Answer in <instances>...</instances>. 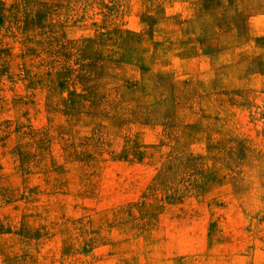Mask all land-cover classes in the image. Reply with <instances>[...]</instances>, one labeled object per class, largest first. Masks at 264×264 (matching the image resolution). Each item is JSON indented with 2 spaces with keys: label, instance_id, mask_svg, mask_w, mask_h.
<instances>
[{
  "label": "rangeland",
  "instance_id": "374dc122",
  "mask_svg": "<svg viewBox=\"0 0 264 264\" xmlns=\"http://www.w3.org/2000/svg\"><path fill=\"white\" fill-rule=\"evenodd\" d=\"M0 264H264V0H0Z\"/></svg>",
  "mask_w": 264,
  "mask_h": 264
}]
</instances>
